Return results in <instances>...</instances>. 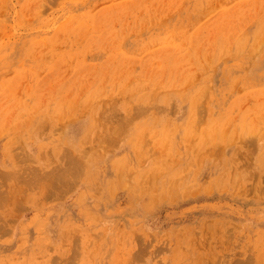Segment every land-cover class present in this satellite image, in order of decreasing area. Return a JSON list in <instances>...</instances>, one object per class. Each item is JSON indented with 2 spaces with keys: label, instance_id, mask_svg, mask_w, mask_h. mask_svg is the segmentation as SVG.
<instances>
[{
  "label": "rangeland",
  "instance_id": "rangeland-1",
  "mask_svg": "<svg viewBox=\"0 0 264 264\" xmlns=\"http://www.w3.org/2000/svg\"><path fill=\"white\" fill-rule=\"evenodd\" d=\"M0 264H264V0H0Z\"/></svg>",
  "mask_w": 264,
  "mask_h": 264
}]
</instances>
